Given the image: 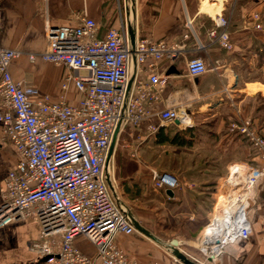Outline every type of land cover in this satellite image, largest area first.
I'll return each mask as SVG.
<instances>
[{
	"label": "crops",
	"instance_id": "obj_1",
	"mask_svg": "<svg viewBox=\"0 0 264 264\" xmlns=\"http://www.w3.org/2000/svg\"><path fill=\"white\" fill-rule=\"evenodd\" d=\"M224 1L135 0L134 12H131L126 0H0V46L25 52L12 61L10 70L16 81L24 83L31 98L43 95L56 98L68 70L40 57L33 62L28 58V53H39L46 48L48 25H75L82 17L89 16L99 24V36H103L109 27L118 26L122 15L134 30L136 39L177 44L188 34L187 55L174 62L164 59L156 66L167 82L156 88L159 99L147 106L150 116L136 127L125 126L118 134L111 158L113 193L120 204L160 240L174 241L182 251L199 261L264 264V176L257 183L247 210L252 225L250 237L229 244L211 261L198 244L228 167L249 155L242 139L229 131V122L238 114L255 117L264 133V28L257 29L252 20V13L258 11L264 25V0H236L228 14L232 16V49H225L208 38V31L215 27V20L224 12ZM192 56L202 57L209 71L199 76L189 75L186 63ZM146 66L134 62L130 75L134 77L133 83L149 82L151 72ZM130 92L134 94L136 89L132 86ZM229 96L235 105L231 104ZM69 98L72 103H78L81 94L72 87ZM177 103L187 104L195 120L194 127L184 130L176 123H161L156 113ZM151 125L158 127L154 134L149 133ZM177 132V141L156 142L159 135L172 139ZM162 152L175 153L184 161L179 168L173 166L161 172L178 180L175 188H153L154 168L148 160H155ZM21 158L17 147L4 136L0 124V203L6 179ZM125 189H130L132 199ZM169 189L172 195L167 193ZM143 203L160 206L163 223L137 211ZM162 227L166 231L180 227L186 232L166 238L160 233ZM41 237V225L33 217L0 227V264H41L31 247ZM76 243L87 255H93L94 247L84 239ZM116 244L141 264H183L166 247L140 232L119 235Z\"/></svg>",
	"mask_w": 264,
	"mask_h": 264
},
{
	"label": "built area",
	"instance_id": "obj_2",
	"mask_svg": "<svg viewBox=\"0 0 264 264\" xmlns=\"http://www.w3.org/2000/svg\"><path fill=\"white\" fill-rule=\"evenodd\" d=\"M215 21V27L208 31L209 40L232 49L229 19L218 15ZM255 27L262 30L264 25L261 22ZM46 37V48L28 53V58L33 62L40 57L68 70L56 98H31L24 83L16 81L10 70L12 61L25 52L0 46V124L6 139L22 156L6 179L0 227L35 218L42 237L31 247L41 264H141L116 244L119 235L138 231L108 183V153L119 124L121 131L125 126L136 127L150 116L147 106L158 101L156 88L167 82L156 66L164 59L174 62L186 56L185 39L189 35L177 44L137 38L133 48L128 21L120 15L118 26L109 27L103 36H99V24L84 16L75 25H48ZM134 62L147 65L151 74L148 83L140 80L132 84L136 89L133 94L127 90ZM186 66L191 76L209 71L207 62L198 56L189 57ZM72 87L81 94L78 103L70 101ZM156 114L162 124L176 123L184 130L195 125L186 103ZM228 129L251 143L259 163L241 162L229 167L199 242L206 259H215L229 244L250 237L252 225L247 210L264 176V134L253 119L238 114ZM157 131V126H149L150 134ZM153 180L157 188L179 185L168 173L154 171ZM80 238L94 247L93 255L77 245ZM206 238L212 244H204ZM197 261L207 264V260Z\"/></svg>",
	"mask_w": 264,
	"mask_h": 264
},
{
	"label": "rangeland",
	"instance_id": "obj_3",
	"mask_svg": "<svg viewBox=\"0 0 264 264\" xmlns=\"http://www.w3.org/2000/svg\"><path fill=\"white\" fill-rule=\"evenodd\" d=\"M224 12H222V16L223 18H226V19H229V28L231 26V19H232V16L231 15H228L230 13V11L232 12V7L233 5L236 3V0H225L224 1ZM252 20L255 22V24L257 23H261L262 22V16L260 14V12L256 11V12H253L252 13ZM245 147H247V149L249 148L250 149V145L249 143H245ZM168 147V146H167ZM251 150V149H250ZM158 157V159H157ZM253 161L255 160H251V158H246V159H239L237 161H235L234 163H241V162H247L249 164H255L253 163ZM184 162V161H183ZM181 160L178 159V156L175 154V153H169L167 152L166 155L162 152V153H159L158 155H156L155 157V160H152V159H149L148 160V163L150 164V166H152V168H154L153 172H152V179H153V173L154 171L157 170L158 173H161L162 171H164L165 168H170V167H173V166H176L177 168L180 167V165L183 163ZM232 163V164H234ZM259 163L258 159L256 158V166L257 164ZM240 165V164H239ZM167 166V167H165ZM231 166V165H230ZM237 166V165H236ZM239 168V167H238ZM156 169V170H155ZM225 169H223L222 171H224ZM228 170H229V167H228ZM113 173V167H112V161H110V165H109V174ZM229 173V171H228ZM227 173V175H228ZM226 175V176H227ZM225 176V177H226ZM223 177V178H225ZM127 187V186H126ZM129 187V186H128ZM153 188L154 189H160V188H157L155 185H154V180H153ZM175 188V187H174ZM130 189H125V192H128V197L130 199H132V194H130L131 192H129ZM136 210V209H135ZM162 209L160 208V206L158 207H153L150 203H143L142 206L138 207L137 211H139L140 213L146 215L147 217H155L158 221V223H163L162 222ZM214 210V209H213ZM209 221V220H208ZM208 223V222H207ZM207 223L205 224L204 226V229H203V232H202V239H203V236H204V230H205V227L207 225ZM160 225H163V224H160ZM163 228V227H162ZM183 233V232H186L185 229H182L180 227H176L175 229H169L168 231H166V229H162V231H160V233L166 237V238H170L172 237L175 233ZM80 239H83V238H80ZM202 239L200 241H202ZM85 240V239H84ZM166 242H169V241H166ZM80 244V243H79ZM199 244V242H198ZM90 245V244H89ZM81 246V244H80ZM187 254V253H186ZM190 256V255H189ZM191 258L195 259L194 257L190 256ZM197 261V259H195ZM198 262V261H197Z\"/></svg>",
	"mask_w": 264,
	"mask_h": 264
},
{
	"label": "water",
	"instance_id": "obj_4",
	"mask_svg": "<svg viewBox=\"0 0 264 264\" xmlns=\"http://www.w3.org/2000/svg\"><path fill=\"white\" fill-rule=\"evenodd\" d=\"M126 4H127L126 7H128V9L131 10V12H134L135 0H126ZM130 29H131V32H130L131 45L134 48L136 36H135L134 30H132L131 27H130ZM133 81H134V77H130V80L128 83V90H127L128 93L130 92V90L132 88ZM120 126H121V124L118 125V127L116 128L115 133L113 135L112 143H111L110 150L108 153L107 165H109V163L111 161L112 154H113V151H114V148L116 145L117 137H118V134L120 131ZM107 180H108V183H109L111 189L114 190L110 175H108ZM167 193L172 195V190L171 189L167 190ZM129 216H130V219H131L132 223L134 224V226L138 232L149 237L150 239L159 243L160 245L166 247L177 260H179L183 264H200L195 259L191 258L188 254H186L184 251H182L177 245H175L174 241L165 243L162 240H160L150 230H148L142 224H140V222L134 217V215L130 211H129ZM208 259H209V261L213 260V258H208Z\"/></svg>",
	"mask_w": 264,
	"mask_h": 264
},
{
	"label": "trees",
	"instance_id": "obj_5",
	"mask_svg": "<svg viewBox=\"0 0 264 264\" xmlns=\"http://www.w3.org/2000/svg\"><path fill=\"white\" fill-rule=\"evenodd\" d=\"M257 118V117H256ZM253 122H254V125L257 127V128H259L260 126H259V122L257 121V120H255V117H253ZM230 123V122H229ZM259 130L262 132V130H261V128H259ZM263 133V132H262ZM232 134H234V133H232ZM264 134V133H263ZM234 135H238V137L239 138H241L242 139V141H243V143H244V145H245V143L247 142V143H249V145H250V149L248 148V150H249V155H248V157L247 158H251V160L253 159V160H255V161H253V163H255L256 164V158H257V151L255 150V148L251 145V143L244 137V136H242V135H239V134H234ZM172 139H170V138H168V137H164L163 135H159V138L156 140V142H169V141H171L172 140V142L173 141H177L178 139H179V133L177 132L173 137H171ZM246 146V145H245Z\"/></svg>",
	"mask_w": 264,
	"mask_h": 264
},
{
	"label": "bare ground",
	"instance_id": "obj_6",
	"mask_svg": "<svg viewBox=\"0 0 264 264\" xmlns=\"http://www.w3.org/2000/svg\"><path fill=\"white\" fill-rule=\"evenodd\" d=\"M215 17H217V15ZM237 165H239V164H237ZM238 167L239 166H235V169H239ZM204 243H206V244H212L208 239L207 240H204Z\"/></svg>",
	"mask_w": 264,
	"mask_h": 264
}]
</instances>
